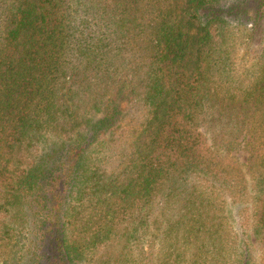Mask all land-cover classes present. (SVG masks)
Listing matches in <instances>:
<instances>
[{"label":"trees","instance_id":"obj_1","mask_svg":"<svg viewBox=\"0 0 264 264\" xmlns=\"http://www.w3.org/2000/svg\"><path fill=\"white\" fill-rule=\"evenodd\" d=\"M0 264H264V0H0Z\"/></svg>","mask_w":264,"mask_h":264}]
</instances>
